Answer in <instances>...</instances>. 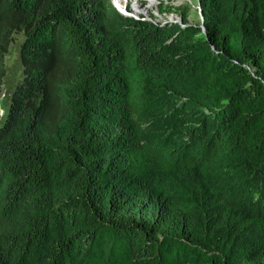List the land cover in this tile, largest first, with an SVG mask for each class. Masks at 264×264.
<instances>
[{
    "label": "trees",
    "instance_id": "1",
    "mask_svg": "<svg viewBox=\"0 0 264 264\" xmlns=\"http://www.w3.org/2000/svg\"><path fill=\"white\" fill-rule=\"evenodd\" d=\"M172 7L0 0V264H264V0Z\"/></svg>",
    "mask_w": 264,
    "mask_h": 264
},
{
    "label": "rangeland",
    "instance_id": "2",
    "mask_svg": "<svg viewBox=\"0 0 264 264\" xmlns=\"http://www.w3.org/2000/svg\"><path fill=\"white\" fill-rule=\"evenodd\" d=\"M133 1H134L133 4L138 2V0H133ZM140 1L144 2V6H147L149 4V0H140ZM162 1H165V0H157L156 3H154V5L152 7H149V13L150 14L155 15L154 13L159 11V13L161 14L160 15L161 17H158L156 15L155 16L158 17V20L161 22L163 21V18L166 19L170 13H175V8H173V7L169 8V10H167V11L162 12L160 10L161 4L159 3ZM164 4L173 5V6L180 5L179 1H175V0H166V2ZM114 8L116 9V7H114ZM193 10L196 11V7H194ZM175 14H177V13H175ZM197 19H198V15H197V17L196 16L194 17V12H193L190 15V21L194 22V21H197ZM24 39H25V37L23 35H16L15 36L14 42L11 45L9 54L6 56L5 61H4L5 77L3 80L4 86H3V94H2V105L0 106V124L2 123V120L6 114V109L9 105L10 97H11V94L13 92V89L16 86V84L18 83V81L22 78V75H23V68H22L20 61H19V53H20L21 44L23 43Z\"/></svg>",
    "mask_w": 264,
    "mask_h": 264
},
{
    "label": "built area",
    "instance_id": "3",
    "mask_svg": "<svg viewBox=\"0 0 264 264\" xmlns=\"http://www.w3.org/2000/svg\"><path fill=\"white\" fill-rule=\"evenodd\" d=\"M133 2H134L133 0H127V5L125 6L124 9H122L116 4L115 0L111 1V3L114 5V7H116V9L120 13H122L123 15H127L130 17L136 18V19L141 18L143 16L147 18L148 14H149V7H152L154 5V3H152L151 0H149V4L147 6H144V2H141L140 0H138L136 5H137V8H139V9L137 10L133 7ZM159 3H161V2H159ZM144 9L146 10L145 12L143 11ZM152 21L155 25L158 24L159 22H161L158 19H156V20L152 19Z\"/></svg>",
    "mask_w": 264,
    "mask_h": 264
},
{
    "label": "clouds",
    "instance_id": "4",
    "mask_svg": "<svg viewBox=\"0 0 264 264\" xmlns=\"http://www.w3.org/2000/svg\"><path fill=\"white\" fill-rule=\"evenodd\" d=\"M175 1H179V3L180 4H183V3H185V1L186 0H175ZM166 2V0L165 1H162L161 3H165ZM160 3V4H161ZM189 3H191L192 4V8H194V7H196V10L198 11V15H199V18H200V20H201V23L203 24V17H202V14H201V7H200V4L199 3H197V4H193V2L192 1H189ZM122 14V13H121ZM156 16H158V17H161L160 15V13H159V11H157V12H155L154 13ZM123 15V14H122ZM155 15H153V14H148V17L146 18V17H141V18H138V20L139 19H142V20H147V21H150V22H152L153 23V21H152V19L153 20H156V19H158V17H156ZM124 16H126V17H130V16H127V15H124ZM173 16H177V17H181V16H179V15H177V14H175V13H170L169 14V16L166 18V19H164L163 17V21L162 22H159L158 24H156V25H159V24H161V25H165V23H168V24H170V23H172V22H170L169 20H172V18L171 17H173ZM131 18H133V17H131ZM182 18V17H181ZM134 19H136V18H134ZM154 24V23H153ZM175 24V23H174ZM178 24H180V23H178ZM182 26H185V25H183V20H182V24H181ZM202 28H204V26L202 25Z\"/></svg>",
    "mask_w": 264,
    "mask_h": 264
},
{
    "label": "bare ground",
    "instance_id": "5",
    "mask_svg": "<svg viewBox=\"0 0 264 264\" xmlns=\"http://www.w3.org/2000/svg\"><path fill=\"white\" fill-rule=\"evenodd\" d=\"M115 2H116V4H117L120 8H122V9H124L125 6L127 5V0H115ZM151 2H152V3H155L156 0H151ZM133 7H134L135 9H137V10L139 9V8H137L136 3L133 4ZM143 11L145 12L146 10L144 9ZM171 18H172V17H171Z\"/></svg>",
    "mask_w": 264,
    "mask_h": 264
},
{
    "label": "water",
    "instance_id": "6",
    "mask_svg": "<svg viewBox=\"0 0 264 264\" xmlns=\"http://www.w3.org/2000/svg\"><path fill=\"white\" fill-rule=\"evenodd\" d=\"M172 23H180L182 24V18L181 17H177V16H173L172 20H169ZM164 26H168V23H165ZM205 30V28H203Z\"/></svg>",
    "mask_w": 264,
    "mask_h": 264
}]
</instances>
